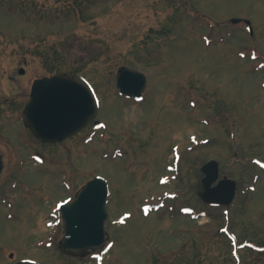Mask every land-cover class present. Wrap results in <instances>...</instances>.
I'll return each instance as SVG.
<instances>
[{
	"label": "rangeland",
	"instance_id": "374dc122",
	"mask_svg": "<svg viewBox=\"0 0 264 264\" xmlns=\"http://www.w3.org/2000/svg\"><path fill=\"white\" fill-rule=\"evenodd\" d=\"M122 65L146 74L141 100L119 93ZM60 71L92 82L107 127L39 143L25 94ZM2 100L0 264H264V0H0ZM212 159L238 182L228 207L201 198ZM98 175L115 244L73 258L56 208Z\"/></svg>",
	"mask_w": 264,
	"mask_h": 264
},
{
	"label": "water",
	"instance_id": "95a60500",
	"mask_svg": "<svg viewBox=\"0 0 264 264\" xmlns=\"http://www.w3.org/2000/svg\"><path fill=\"white\" fill-rule=\"evenodd\" d=\"M146 81L143 73L129 67L122 66L118 71V87L127 95L141 97ZM97 112V102L89 84L79 75L63 74L35 81L24 119L36 135L54 141L80 130ZM1 170L0 157V173ZM202 170L206 173L204 200L230 204L235 196L236 182L225 178L212 187L219 177V163L215 160L205 164ZM108 192L107 182L95 177L73 201L62 205L66 233L61 247L66 253L100 247L105 242ZM16 264L38 263L27 260Z\"/></svg>",
	"mask_w": 264,
	"mask_h": 264
}]
</instances>
